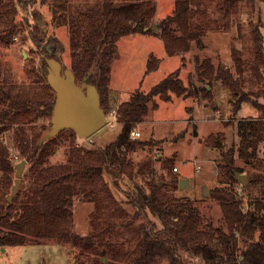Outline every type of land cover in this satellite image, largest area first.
Listing matches in <instances>:
<instances>
[{"label": "trees", "instance_id": "16d2710c", "mask_svg": "<svg viewBox=\"0 0 264 264\" xmlns=\"http://www.w3.org/2000/svg\"><path fill=\"white\" fill-rule=\"evenodd\" d=\"M15 1L0 0V14L12 10L15 15ZM207 1L175 0L173 13L157 24L158 32L153 31L155 0H81L77 6L74 0L16 1L47 5L55 24L67 27L71 49L68 69L73 71L78 84L87 80L97 87L107 117L115 109L122 130L104 148L72 145L67 162L48 165L58 138L65 131L77 134L65 130L39 145L42 134L34 133L31 138L23 129H17L15 147L21 151V161L30 166L26 173L30 184L23 192H17L12 202L8 198L16 180L13 163L20 159L15 162L9 147L0 143V247L54 240L77 249L76 264H264V115L238 121V147L223 151L226 137L221 133L211 134L205 140L208 147L220 150L217 168L223 186L213 189L211 197L221 207L225 227L205 226L194 203L174 194L179 187L176 177L170 191L150 160L135 164L130 158L141 148L157 145L131 134L158 107L156 98L170 101L172 95L198 97L202 89L204 97L211 99L207 86L217 79L230 94L234 114L244 103L257 108L253 98L264 92L262 26L252 27L247 45L241 49L232 47L234 69L218 68L211 59L201 60L196 55L195 79L190 87L176 70L148 93L138 90L116 107L110 101L112 63L117 57L118 41L127 35L159 34L169 56L186 55L193 43L202 49V38L214 23L208 19ZM215 1L221 16L226 18L240 13L243 0ZM32 15L38 23L42 20L38 11ZM38 23L30 36L40 45ZM15 26H6L8 36H13ZM50 43L57 53L49 49L47 52L57 60L63 47L55 39ZM158 62L153 58L149 70H155ZM45 65L43 90L19 87L10 75L0 76V125H21L42 116L51 125L56 95L47 81V61ZM195 81L204 84L201 89L194 85ZM172 163L173 160L163 163L170 174L174 169ZM237 174L246 175V185L236 179ZM122 182L132 190L123 193L119 188ZM114 191L121 193L123 200ZM75 198L94 205L87 235L75 231Z\"/></svg>", "mask_w": 264, "mask_h": 264}, {"label": "rangeland", "instance_id": "374dc122", "mask_svg": "<svg viewBox=\"0 0 264 264\" xmlns=\"http://www.w3.org/2000/svg\"><path fill=\"white\" fill-rule=\"evenodd\" d=\"M16 1L15 15L12 10L0 14V76L10 75L11 81L19 87L28 86L43 90L46 84L45 75H43L44 69H47L45 63L52 58L47 49L54 48V45L50 43L51 39L61 44L62 62L67 68L71 66L69 31L66 26L55 24L52 12L47 5L41 2L25 4ZM155 1L157 10L154 21L155 24H159L173 13L175 0ZM74 3L77 6L81 0H74ZM2 10L5 11L3 7ZM35 10L42 15L39 23L32 15ZM206 12L208 19H212L214 23L202 38L203 48L198 49L197 44L193 43L192 50L186 55L169 56L159 34H135L122 37L118 41L117 57L112 63L111 103L116 107L119 103L129 100L130 96L138 90L148 93L176 70H179V77L184 84L190 87L195 79L194 57L196 55L201 60L211 59L218 68L234 69L232 47L241 49L247 45L250 31L256 24L262 26L261 30L264 34L263 1L243 0L240 13L223 18L216 6V1L209 0ZM37 23L41 31L40 45L35 44L30 36L32 28L35 29ZM13 24L16 25L15 32L10 37L9 31L5 29L6 26ZM52 53L57 52L52 51ZM153 58L159 62L157 68L150 71L149 65ZM194 85L201 89L204 84L195 81ZM207 89L212 94L211 99L204 97L202 89L198 97L172 95L170 101L156 98L158 107L151 110L146 120L137 125L136 130L141 132L139 140H150L157 145L141 148L132 153L130 158L135 164L150 160L154 170L159 176L164 177L167 189L170 191L173 178L176 177L179 180V187L174 194L194 203L204 217L205 226L212 224L215 227H225L221 207L211 197L213 189L223 186L217 168L220 150L208 147L205 140L211 134L221 133L226 137L223 151L238 147L240 140L237 123L242 118H255V116L258 118L264 115V92L260 93L259 97L253 98V101L258 104L257 108L244 103L237 114H234L230 104V94L219 80L214 79ZM218 102H223L225 108H221ZM228 110L230 114L227 113ZM217 111L223 115L220 116V121L211 119L212 114ZM50 127V120L46 116L21 125H0V143L9 147L14 161L18 156L20 162L22 154L20 149L15 147V131L23 129L27 137L32 138L34 133H40L43 136ZM121 130L122 124L117 122L114 115H108L106 125L89 137L71 135L69 131H65L58 138L54 146L55 153L49 157L47 164L58 165L67 162L72 145L89 149L104 148L117 139ZM168 160H173L172 168L177 167L178 172L171 170L172 174H170L164 168L163 163ZM237 163L243 166L240 160H237ZM29 167L26 165L22 173L18 192H23L30 184L26 175ZM181 180L188 182L183 189L180 188ZM205 187L210 190L208 197L203 194ZM119 188L123 193L125 190H132L125 182L120 183ZM114 192L119 200H123L121 193ZM93 211L92 203L74 199V224L78 234L87 235L91 231L90 214ZM76 253L77 249L74 246L63 245L54 240L6 246L0 247V264H76Z\"/></svg>", "mask_w": 264, "mask_h": 264}, {"label": "water", "instance_id": "95a60500", "mask_svg": "<svg viewBox=\"0 0 264 264\" xmlns=\"http://www.w3.org/2000/svg\"><path fill=\"white\" fill-rule=\"evenodd\" d=\"M153 31L157 32V24H154ZM51 53L53 50H49ZM62 52L57 54L56 59H49L47 81L55 92L56 101L52 111L51 127L48 129L39 145L56 137L62 131L73 130L80 137H89L99 131L107 123V115L101 106L100 94L97 87L87 80L78 84L71 69H66L62 62ZM220 105V102H218ZM27 165L25 160L13 163L16 168V180L12 192L8 198L12 202L18 192L22 181V173ZM236 179L246 185L247 177L244 174H237ZM187 181H180V188L183 189ZM205 196L210 195V190L205 187Z\"/></svg>", "mask_w": 264, "mask_h": 264}, {"label": "built area", "instance_id": "2783aa9c", "mask_svg": "<svg viewBox=\"0 0 264 264\" xmlns=\"http://www.w3.org/2000/svg\"><path fill=\"white\" fill-rule=\"evenodd\" d=\"M109 115H114L115 116V109L112 110V112L109 114ZM220 116H223L219 111L215 112L214 114H212V118L211 119H217L220 121ZM132 136L133 137H137V138H140L141 137V133L137 130H134L132 131ZM18 161V157L16 156L15 157V162ZM198 168H200V166H198ZM175 172H178V168L177 167H174L173 169Z\"/></svg>", "mask_w": 264, "mask_h": 264}, {"label": "crops", "instance_id": "0c3cea01", "mask_svg": "<svg viewBox=\"0 0 264 264\" xmlns=\"http://www.w3.org/2000/svg\"><path fill=\"white\" fill-rule=\"evenodd\" d=\"M111 81H112V72H111ZM111 81H110V85H111ZM111 94H112V93H111ZM111 102H112V101H111ZM124 102H125V101H124ZM121 103H122V102H121ZM111 104H112V103H111ZM220 105H221V108H223V109L225 108L223 102H222V103L220 102ZM227 113L230 114V111L228 110ZM256 117H257V116H255V118H256ZM239 119H240V118H239ZM140 133H141V132H140Z\"/></svg>", "mask_w": 264, "mask_h": 264}]
</instances>
